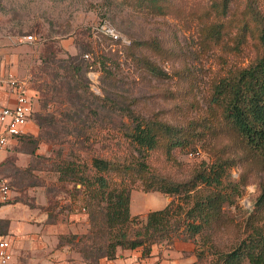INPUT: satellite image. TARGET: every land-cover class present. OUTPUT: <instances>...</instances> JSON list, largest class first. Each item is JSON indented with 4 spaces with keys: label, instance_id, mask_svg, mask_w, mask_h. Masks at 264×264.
I'll return each mask as SVG.
<instances>
[{
    "label": "rangeland",
    "instance_id": "obj_1",
    "mask_svg": "<svg viewBox=\"0 0 264 264\" xmlns=\"http://www.w3.org/2000/svg\"><path fill=\"white\" fill-rule=\"evenodd\" d=\"M213 1L172 0L173 8L161 16L147 9L134 11L127 0H0V68L3 64L4 70L25 79L36 92L44 143L56 154L51 172L60 160L79 163L93 156L127 158L131 152L125 134L131 129V114L156 115L173 124L206 115L214 80L230 67L248 65L255 56L252 47L241 55H228L233 61L225 66L221 50L203 53L200 20ZM27 36L32 40L27 41ZM151 38L164 46L158 58L150 52L144 54L165 74L160 78L135 64L127 49L132 42ZM67 56L94 63L79 81H71L58 67ZM101 61L109 74L102 72ZM81 128L86 132L79 133ZM92 128L98 135L92 131L88 136ZM215 156L241 158L225 179V186L240 187L223 207L225 215L237 224L219 235V242L225 243L236 235L253 208L259 186L264 185V164L250 157L232 133L205 138L195 152L176 154L175 163L161 155H154L151 162L161 173L182 180ZM135 192L145 195L146 202L133 215L140 218L177 201L158 192ZM67 239L75 249L78 239ZM174 242L192 244L194 257L200 245L199 237L189 241L178 237L162 246Z\"/></svg>",
    "mask_w": 264,
    "mask_h": 264
},
{
    "label": "trees",
    "instance_id": "obj_2",
    "mask_svg": "<svg viewBox=\"0 0 264 264\" xmlns=\"http://www.w3.org/2000/svg\"><path fill=\"white\" fill-rule=\"evenodd\" d=\"M127 5L134 11L147 9L161 16L173 8L172 0H127ZM204 13L199 30V47L203 53L221 50L225 66L233 61L227 59L228 55L235 57L252 47L255 53L248 65L230 67L225 75L214 80L206 115L173 124L156 115L131 114V129L125 134L131 152L127 158L111 160L93 156L79 163L56 160L50 175L55 178L59 192L71 200L78 196L84 199L89 231L71 238L78 239L76 248L72 249L87 264L113 261L117 249H141V257L149 258L153 246L172 243L178 237L185 241L200 239L195 261L190 264H264V185L259 186L253 208L236 235L225 243L219 242L221 235L237 225L225 215L223 207L239 192L237 184L225 186V179L240 157L215 156L214 160L194 167L182 180L161 173L151 162L154 155H161L175 163L176 154L195 152L205 138L232 133L250 157L264 164V0H214ZM127 49L132 51L134 63L142 65L149 74L158 78L165 75L144 56L150 52L158 58L164 53L158 39L132 42ZM59 63L64 76L77 82L94 61L67 56ZM100 65L102 72L109 74L105 62L101 61ZM32 116L40 128L39 136L18 137L19 143L31 153L39 143L46 142L42 114ZM92 129L87 131L88 136L92 131L98 135ZM78 132L83 134L86 130L81 128ZM52 153L51 158L56 159ZM138 189L145 193L158 192L177 201L148 212L144 218L133 216L130 199ZM70 206H63L64 211Z\"/></svg>",
    "mask_w": 264,
    "mask_h": 264
},
{
    "label": "crops",
    "instance_id": "obj_3",
    "mask_svg": "<svg viewBox=\"0 0 264 264\" xmlns=\"http://www.w3.org/2000/svg\"><path fill=\"white\" fill-rule=\"evenodd\" d=\"M14 75L0 68V78ZM15 76V75H14ZM36 92L29 88L32 97V114L22 128V135L37 138L40 128L33 120L38 106ZM16 96L7 86L0 87V105L13 107ZM52 150L42 141L33 153L25 149L18 139H12L0 150V186L9 188L7 200L0 202V237L11 242L12 259L8 264H87L72 249L68 239L85 235L89 231L88 215L80 196L71 200L60 193L55 178L50 175ZM79 200V201H78ZM145 195L133 191L130 212L139 213ZM70 204V209L63 206ZM59 246V247H58ZM193 245L174 242L170 246H153L149 258L141 257V249H117L113 261L101 260L99 264H190L195 260Z\"/></svg>",
    "mask_w": 264,
    "mask_h": 264
},
{
    "label": "built area",
    "instance_id": "obj_4",
    "mask_svg": "<svg viewBox=\"0 0 264 264\" xmlns=\"http://www.w3.org/2000/svg\"><path fill=\"white\" fill-rule=\"evenodd\" d=\"M110 36L117 39L113 32ZM32 40V36L25 38ZM7 86L16 96V103L13 107L0 105V150L4 149L12 139H18L22 135V128L28 122L32 114V100L29 95V85L25 79L16 78L14 75H7L6 79L0 78V87ZM9 192L8 186H0V202L7 200ZM12 259L11 242L4 237H0V264H8Z\"/></svg>",
    "mask_w": 264,
    "mask_h": 264
},
{
    "label": "water",
    "instance_id": "obj_5",
    "mask_svg": "<svg viewBox=\"0 0 264 264\" xmlns=\"http://www.w3.org/2000/svg\"><path fill=\"white\" fill-rule=\"evenodd\" d=\"M79 187V186H78Z\"/></svg>",
    "mask_w": 264,
    "mask_h": 264
}]
</instances>
